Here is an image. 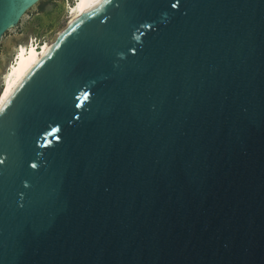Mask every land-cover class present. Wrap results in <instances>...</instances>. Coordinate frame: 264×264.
Segmentation results:
<instances>
[{
  "label": "water",
  "instance_id": "1",
  "mask_svg": "<svg viewBox=\"0 0 264 264\" xmlns=\"http://www.w3.org/2000/svg\"><path fill=\"white\" fill-rule=\"evenodd\" d=\"M0 264H264V0H105L32 65Z\"/></svg>",
  "mask_w": 264,
  "mask_h": 264
},
{
  "label": "bare ground",
  "instance_id": "2",
  "mask_svg": "<svg viewBox=\"0 0 264 264\" xmlns=\"http://www.w3.org/2000/svg\"><path fill=\"white\" fill-rule=\"evenodd\" d=\"M43 0H36L31 4L19 17L17 22L8 27V31L15 33L13 30L18 22L22 26L27 24L29 18L28 12L35 10L37 4ZM105 0H64V27L56 31L54 39L49 36L39 39L35 35L26 32L18 36L20 39L11 47L9 51L2 54V62L0 72V110L8 101L18 84L21 82L27 71L32 65L40 60L44 55L51 51L60 42L62 37L76 24L93 13ZM55 33V32H54ZM2 39H0L1 41ZM5 39L3 40V42ZM1 45V43H0Z\"/></svg>",
  "mask_w": 264,
  "mask_h": 264
},
{
  "label": "rangeland",
  "instance_id": "3",
  "mask_svg": "<svg viewBox=\"0 0 264 264\" xmlns=\"http://www.w3.org/2000/svg\"><path fill=\"white\" fill-rule=\"evenodd\" d=\"M63 11L64 0H43L37 4L35 10L28 12L31 20H28L25 26L19 23L13 28L15 33L11 32L12 29L7 32L0 41V72L2 71L1 65L4 63L2 62L3 52L9 51L17 40L20 39L18 36L24 34V27L27 33L33 34L39 39L49 35V38L54 39L57 33L56 31L64 27L65 20ZM4 39L5 41L3 42Z\"/></svg>",
  "mask_w": 264,
  "mask_h": 264
}]
</instances>
